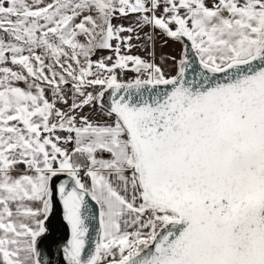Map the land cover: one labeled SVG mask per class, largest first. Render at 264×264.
Returning a JSON list of instances; mask_svg holds the SVG:
<instances>
[{"label":"snow or ice","instance_id":"1","mask_svg":"<svg viewBox=\"0 0 264 264\" xmlns=\"http://www.w3.org/2000/svg\"><path fill=\"white\" fill-rule=\"evenodd\" d=\"M65 262L264 264V0H0V264Z\"/></svg>","mask_w":264,"mask_h":264},{"label":"water","instance_id":"2","mask_svg":"<svg viewBox=\"0 0 264 264\" xmlns=\"http://www.w3.org/2000/svg\"><path fill=\"white\" fill-rule=\"evenodd\" d=\"M69 238H70V230L67 228L66 222L62 218V211H61L51 220L49 234L44 241L45 251L50 250L52 254L50 256V259L59 262L60 247Z\"/></svg>","mask_w":264,"mask_h":264},{"label":"rangeland","instance_id":"3","mask_svg":"<svg viewBox=\"0 0 264 264\" xmlns=\"http://www.w3.org/2000/svg\"><path fill=\"white\" fill-rule=\"evenodd\" d=\"M148 51L149 50L142 48V55L146 54ZM172 51H173V48L172 47H165L163 49H158L157 55H160L161 52H163V53H170Z\"/></svg>","mask_w":264,"mask_h":264},{"label":"crops","instance_id":"4","mask_svg":"<svg viewBox=\"0 0 264 264\" xmlns=\"http://www.w3.org/2000/svg\"><path fill=\"white\" fill-rule=\"evenodd\" d=\"M146 31H147V29H146ZM148 52L146 54L142 55V48L141 47H137L136 49L133 50L132 54H138V55H141L142 57L148 58L149 57V53Z\"/></svg>","mask_w":264,"mask_h":264},{"label":"built area","instance_id":"5","mask_svg":"<svg viewBox=\"0 0 264 264\" xmlns=\"http://www.w3.org/2000/svg\"><path fill=\"white\" fill-rule=\"evenodd\" d=\"M131 75H132V74H129L127 78H131Z\"/></svg>","mask_w":264,"mask_h":264}]
</instances>
